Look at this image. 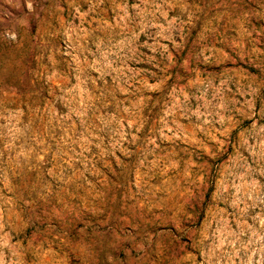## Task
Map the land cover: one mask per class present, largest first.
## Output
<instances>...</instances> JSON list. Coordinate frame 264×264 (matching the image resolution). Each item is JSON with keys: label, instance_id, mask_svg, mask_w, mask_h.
Returning <instances> with one entry per match:
<instances>
[{"label": "rangeland", "instance_id": "rangeland-1", "mask_svg": "<svg viewBox=\"0 0 264 264\" xmlns=\"http://www.w3.org/2000/svg\"><path fill=\"white\" fill-rule=\"evenodd\" d=\"M0 264H264V0H0Z\"/></svg>", "mask_w": 264, "mask_h": 264}]
</instances>
